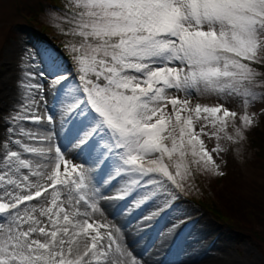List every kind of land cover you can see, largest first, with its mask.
I'll return each instance as SVG.
<instances>
[{
    "label": "snow or ice",
    "instance_id": "snow-or-ice-1",
    "mask_svg": "<svg viewBox=\"0 0 264 264\" xmlns=\"http://www.w3.org/2000/svg\"><path fill=\"white\" fill-rule=\"evenodd\" d=\"M71 6L79 83L66 113L78 137L74 147L87 146L82 150L88 156L96 152L101 167L109 165L105 157L113 149L120 150L110 180L128 179L111 198L143 189L137 208L161 191L174 200L165 181L183 191L193 166L222 177L201 137L243 140L255 113L245 111L237 126V112L223 104L193 107L189 97L236 98L245 109L259 98V74L251 65L264 63V0H71ZM48 61L59 73L54 58ZM66 82L64 75L52 81ZM34 103L26 97L22 111ZM13 119L43 118L31 112ZM25 135L41 146L20 147L37 159L9 151L0 168V264H136L127 258L119 229L94 218L102 213L89 195L84 168L66 160L51 135ZM211 151L222 149L217 144Z\"/></svg>",
    "mask_w": 264,
    "mask_h": 264
},
{
    "label": "rangeland",
    "instance_id": "rangeland-1",
    "mask_svg": "<svg viewBox=\"0 0 264 264\" xmlns=\"http://www.w3.org/2000/svg\"><path fill=\"white\" fill-rule=\"evenodd\" d=\"M54 5L51 0H0V63L12 62L15 57L12 48L14 47L13 50L18 51L15 46L18 43L22 44L19 51L27 53L28 58L25 60L28 61L29 68L36 69L42 77L38 78L36 76L41 81L34 83L39 85L40 88L27 89L22 97L23 100H26V97L33 92L39 95L43 102V114L40 115L43 119L40 123H33L31 119L14 120L13 117L17 113L28 116L31 114V110L22 111L21 106L19 107L12 99L10 100L8 95H5L1 89L0 93L3 94V96L0 95L3 97L1 105L5 109L4 113L6 115L0 116L5 118L8 127L16 128L21 123L33 126L36 135H51V145L59 146L65 159L70 161L71 164L84 168L87 184L90 178L95 177L96 185L109 190L110 196H116L128 179L127 174H125L122 178L114 180L115 184L111 183L110 180V174L114 175L116 164L119 163L115 153L120 150L113 149L111 157H105L109 160V165L101 167L97 162L96 152H93L91 156L86 155L82 149L87 146H83L75 152H69L72 142L71 136L68 135L66 139L62 135L60 138L54 134L53 128H50L54 126L55 116L63 119L64 127L68 124L73 126V122L67 116L66 107L70 99L78 95L71 90L79 83L71 52V45L79 40L78 37L72 34L74 21L72 19L71 0H58ZM32 15L35 17V23L37 22V25L32 23L37 30V34L32 31L31 23L28 21ZM62 54L69 55L71 62L66 61ZM49 55L61 67L59 73H54L51 70L50 74L46 76L43 69L45 67L51 69L48 61ZM256 65L264 67V63L251 65L259 74L254 89L259 98L251 103L247 109L243 107L242 101H238L236 98L217 99L214 96L199 94H193L189 97L193 107L197 103L207 106L223 104L229 110L237 112L238 116L235 121L237 126L241 123L239 116L244 114L245 111L249 115L255 113V123L244 132L245 138L243 140L220 139L217 141L215 138H209L208 136L201 137L224 175L218 177L206 174L197 171L193 166L192 175L184 182L183 191L176 189L170 182L165 181L166 188L175 193L176 198L174 200L167 194V191H161L151 201L143 205L145 207L143 211L145 212L151 207H164L166 200L174 203L175 205L172 208L167 207L169 213L166 216V222L178 235H181L187 219L194 222H197V220L210 222V234L213 236L211 238L212 243L221 245L223 253L233 257L235 262L239 264H264V150L259 145L250 147L252 133L251 138L254 137V134L264 137V134L261 133H264V71ZM57 75L66 76L67 82L62 85H53L52 81L57 78ZM19 79L14 76L11 80L9 79L8 85L15 86L17 89ZM48 81L51 85L47 83ZM57 92L62 93L59 100L56 96ZM52 95L56 98L55 100L52 99L51 102L50 97ZM170 110L171 106L169 105ZM48 116L52 117L51 123L47 119ZM199 127L200 124L198 123L197 129ZM205 130L210 132L212 129L208 127ZM228 132L232 134L233 129L229 127ZM10 137L18 138L20 144H25L21 132L13 133ZM31 141L41 146L36 139L31 138ZM100 143L104 144L105 142L101 141ZM217 144L220 145L222 151L219 153L212 152L211 150ZM43 146H49V142L45 141ZM14 151L20 152L23 158L37 159L31 154L24 153L22 148ZM103 151L107 152V149L105 148ZM4 156L0 146V168L3 167ZM171 170L174 171V169ZM116 184H118V187H115ZM148 188L151 189L152 186H148ZM143 192L144 190L140 189L139 195L133 192L125 199L119 200L127 201L129 207L133 211H137L135 201L143 195ZM90 197L96 202L94 196L90 194ZM31 203H37V201ZM96 203L101 209L102 215L97 213L95 216L100 221H107L112 224L115 215L110 216L105 213L103 206L98 202ZM205 203L216 205V208H214L215 215L206 210ZM151 232L152 230H149V233ZM140 256L138 253L131 252L127 258L135 260L136 264H147L142 261Z\"/></svg>",
    "mask_w": 264,
    "mask_h": 264
},
{
    "label": "bare ground",
    "instance_id": "bare-ground-1",
    "mask_svg": "<svg viewBox=\"0 0 264 264\" xmlns=\"http://www.w3.org/2000/svg\"><path fill=\"white\" fill-rule=\"evenodd\" d=\"M22 47L21 43H18L13 50L14 60L12 62H1L0 63V89L5 94L8 95L10 100L18 105L25 104L26 100H23V93L27 90L22 88L21 82L31 83L40 82L38 78H42L36 69L29 68L26 60L27 53L20 52L19 49ZM26 63V64H25ZM46 76L51 72V69L45 67L43 69ZM25 73L29 75L26 77ZM14 76H17L19 83L17 89L15 86H9L8 81L11 80ZM49 85L51 83L47 82ZM3 96L2 93H0ZM64 95V94H63ZM0 96V115L5 116L4 107L1 105ZM57 99L59 100L62 96V93H56ZM56 96L52 95V99L55 100ZM27 99L35 100L36 103L31 104L29 110L35 112L36 115L40 116L42 112V100L39 98V95H36L34 92L29 94ZM8 100V99H6ZM25 102V103H23ZM0 116V146L3 154L6 155L9 151H14L16 149H21L20 142L18 138H11L10 135L13 133H20L24 137V143L30 146H39L36 143L31 141L29 135L25 133L35 134V129L33 126H27L25 124H19L18 127H8L7 121L4 117ZM53 132L58 137L62 135L67 139L68 135L71 136L72 142L69 147V152H75L77 149L74 145L77 143L78 137L74 138L73 126L68 124L64 127L63 119L59 116H55ZM8 127V128H7ZM23 130V132H22ZM63 131V134H62ZM71 133V134H70ZM83 146H81L82 148ZM111 183L115 184V181L111 180ZM89 195L94 196L93 198L96 202L100 203L105 213H108L110 216L115 215L112 219L113 225L120 231L121 243L126 248L128 254L131 252L138 253L141 255L142 261L147 264H239L235 262L234 258L228 254H224L221 248V245L212 243L211 238L213 237L210 232V222L197 220L194 222L187 219L184 228L182 229L181 235H178L177 232L166 222V216L168 215L167 207H159L163 209L158 216H153L151 219H145L153 212H157L159 208L151 207L145 212V207L141 206L137 211H133L129 207L128 202L120 201L119 199H113L114 195L110 196L109 190L101 188V186L96 185V178H90L88 181ZM118 187V184L115 185ZM175 204L170 203L169 208H172ZM143 215V217H142ZM96 220L100 221L96 216ZM141 218V221H140ZM149 230H152L149 233ZM205 252V254H204Z\"/></svg>",
    "mask_w": 264,
    "mask_h": 264
},
{
    "label": "trees",
    "instance_id": "trees-1",
    "mask_svg": "<svg viewBox=\"0 0 264 264\" xmlns=\"http://www.w3.org/2000/svg\"><path fill=\"white\" fill-rule=\"evenodd\" d=\"M51 1L53 3V6H55L54 3L57 2L58 0H51ZM33 15H35V14L33 13ZM33 15L31 17H29L28 21L31 23L30 26L32 27V31L35 32V34H37V32H36L37 30L32 24V23H35V17ZM35 24L37 25V22ZM62 55H63V57L65 58L66 61L71 62V60L69 58V55H65V54H62ZM257 67H261L263 69V71H264V67L263 66H257ZM239 100L240 99H238V101ZM255 131L256 130L254 129V132ZM261 133H262V135L264 134L263 132H261ZM252 134H251V136H252ZM251 136H250V141H251L250 147L254 146V145H259V147H261L264 150V137L263 136H256L255 134H254V137L251 138ZM213 205L214 204L208 205L207 203H205L204 207L206 208V210L210 211L212 214L215 215L214 208H216V205L215 206H213Z\"/></svg>",
    "mask_w": 264,
    "mask_h": 264
}]
</instances>
